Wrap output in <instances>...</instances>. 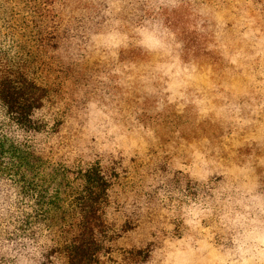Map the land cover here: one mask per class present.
Wrapping results in <instances>:
<instances>
[{"label":"rangeland","instance_id":"obj_1","mask_svg":"<svg viewBox=\"0 0 264 264\" xmlns=\"http://www.w3.org/2000/svg\"><path fill=\"white\" fill-rule=\"evenodd\" d=\"M73 7L92 18L78 88L84 137L182 174L169 207L125 209L132 221L181 217L161 225L179 236L151 240L161 221L146 224L108 239L103 264H264V0ZM126 246L148 256L131 258Z\"/></svg>","mask_w":264,"mask_h":264},{"label":"trees","instance_id":"obj_2","mask_svg":"<svg viewBox=\"0 0 264 264\" xmlns=\"http://www.w3.org/2000/svg\"><path fill=\"white\" fill-rule=\"evenodd\" d=\"M74 3L0 0V264H103L108 239L182 223L132 221L125 210L169 207L181 173L94 150L83 135L78 88L92 18ZM162 227L151 240L179 236ZM127 248L131 258L148 256Z\"/></svg>","mask_w":264,"mask_h":264}]
</instances>
